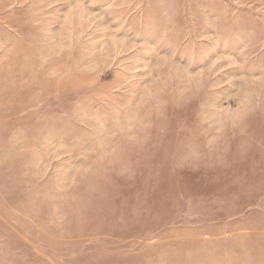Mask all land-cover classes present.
Here are the masks:
<instances>
[{"label":"rangeland","instance_id":"374dc122","mask_svg":"<svg viewBox=\"0 0 264 264\" xmlns=\"http://www.w3.org/2000/svg\"><path fill=\"white\" fill-rule=\"evenodd\" d=\"M0 264H264V0H0Z\"/></svg>","mask_w":264,"mask_h":264}]
</instances>
